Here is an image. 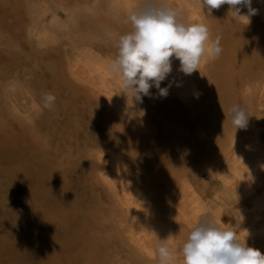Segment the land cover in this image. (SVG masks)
<instances>
[{"label": "rangeland", "instance_id": "1", "mask_svg": "<svg viewBox=\"0 0 264 264\" xmlns=\"http://www.w3.org/2000/svg\"><path fill=\"white\" fill-rule=\"evenodd\" d=\"M143 2L0 0V239L14 236L21 242L17 249L0 244V264H36L35 258L48 250L43 245L62 246L68 242L67 245L74 246L73 236H77L82 226L93 225L94 221L106 232L99 234L101 239L98 237L99 244L104 239L107 243V248L101 249V257L106 253L103 258L107 260L109 255L107 261L99 264H159L156 248L162 242L179 257L191 229L209 217L220 227L231 226L245 237L249 233L248 246L264 254V50L257 52L260 55L242 51L246 42L235 33L242 29V24H238L242 19L234 18L228 5L218 9L219 21L206 20L207 27L211 24L210 39L220 37L221 54L216 58L204 56L199 71L186 75L191 84L182 93L173 94L170 90L180 80L176 75L183 73L175 58L171 73L160 84L161 88H168V94L161 96L153 86L150 94L142 96L140 101L122 87L118 73L106 74V80L98 78L95 81L98 83L91 80L93 85L89 86V78L85 80L89 77L87 73L78 74L82 71L72 66L74 60H70L84 53L88 60L102 61L110 67L118 56L119 37L132 31L128 14L139 10ZM181 2L157 0L158 4H167L176 11L178 21L186 24L181 19L185 15ZM190 9L203 18L210 14L202 3L193 4ZM243 10L242 7V14H246L247 8ZM226 17L231 19L228 21ZM257 17V14L251 16L254 23H250L259 24ZM220 22L231 27L224 24L223 28ZM257 23L253 25L254 31L259 30L257 34L264 40V24L261 27ZM33 29L36 39L32 38ZM245 30L251 34L248 28ZM46 36L56 41L43 40ZM70 52L78 57L69 55ZM232 55L236 57L233 59ZM232 59L238 62L233 64ZM66 63L71 65L67 73ZM72 69L82 83L116 99L125 111L135 115L125 122L86 90L72 94L64 83H68L69 74L73 76ZM256 76L261 84H257ZM252 82L257 86L254 94L258 111L254 116L248 113L246 128L236 129L230 110L235 106L245 108L244 100L248 99ZM47 95L55 97L50 107H45ZM19 100L25 104L23 108L18 107ZM139 124L141 127L133 129L135 132L126 131ZM236 152L247 156L242 163ZM227 153L226 159L223 155ZM220 158L223 162H218ZM213 163L222 167L214 168ZM239 170H244V174ZM126 209L133 210V219ZM126 216L132 220L125 221ZM71 239L75 242L68 241ZM74 248L79 252L78 246L69 253L62 250V264H77L73 254L78 252ZM175 264H182V258Z\"/></svg>", "mask_w": 264, "mask_h": 264}, {"label": "clouds", "instance_id": "2", "mask_svg": "<svg viewBox=\"0 0 264 264\" xmlns=\"http://www.w3.org/2000/svg\"><path fill=\"white\" fill-rule=\"evenodd\" d=\"M225 4L234 18L248 22L258 11L252 7V0H202L209 13ZM242 7L248 9L246 14H242ZM127 21L132 31L119 37L118 56L110 70L120 75L123 87L137 101L148 96L153 86L161 96L168 94V88L160 84L172 71L173 58L179 60L180 70L190 75L199 71L204 56L216 58L222 52L220 37L210 39L205 24L179 22L176 11L157 0H144L139 10L128 14ZM45 99V107H50L55 97L47 95ZM230 111L236 129L246 128L247 110L235 106ZM248 235L238 234L231 226L220 227L210 217L202 219L191 229L179 257L166 242L160 243L156 248L158 261L175 264L182 258V264H264V254L248 246Z\"/></svg>", "mask_w": 264, "mask_h": 264}, {"label": "bare ground", "instance_id": "3", "mask_svg": "<svg viewBox=\"0 0 264 264\" xmlns=\"http://www.w3.org/2000/svg\"><path fill=\"white\" fill-rule=\"evenodd\" d=\"M196 3H198V4H200V3H202V0H182V2H181V6H182V11H183V13L185 14L181 19H185L186 20V24H193V23H203V24H205L206 25V23H207V21L206 20H208L210 23L211 22H214L215 20L216 21H219L220 20V16H221V14H220V12L218 11V9H215V10H213L209 15H204L205 16V18H203V15H200L199 13H197V12H194L193 13V10H192V13H191V9H190V7L193 5V4H196ZM222 7V6H221ZM252 7L253 8H255V9H257L258 11H257V20H258V22H259V24L257 23V22H255V24L257 23L259 26L263 23L264 24V0H252ZM193 8H194V6H193ZM66 9V8H65ZM195 9H196V7H195ZM205 9V8H204ZM68 10V9H67ZM244 10H245V8H244ZM243 10V11H244ZM221 12L223 11V10H220ZM247 11H248V9H247ZM219 12V13H218ZM225 13H226V11H225ZM224 15H226V14H224ZM223 17V16H222ZM73 18V17H72ZM227 18V17H226ZM229 18V17H228ZM228 18H227V20H228ZM74 19H75V17H74ZM74 19H72L73 21H74ZM219 19V20H218ZM231 19V18H230ZM229 19V20H230ZM72 20H70V21H72ZM76 20V19H75ZM228 20V21H229ZM205 21V22H204ZM224 21H226V19L224 20ZM241 21V20H240ZM255 21V20H254ZM189 22V23H188ZM227 22V21H226ZM232 23H233V20L231 21ZM243 22V23H242ZM242 22L240 23H238L239 25H241L242 24V29H239L237 26V30H240L239 31V33L238 32H235V33H237L236 35H238V34H240V35H242L241 37H243V40H244V42H246V43H244V46H242L241 47V49H242V51H245V53L246 52H250V54L251 53H254V54H258V53H260L259 52V50H264V40H263V37H261L260 36V34L258 35L257 33L259 32V30H258V32L256 31H254L255 29L253 28V25H255V24H251L250 22H252L251 20H250V22H248L246 19L243 21L242 20ZM72 23V22H71ZM74 23H76V22H74ZM182 23H184V22H182ZM215 23V22H214ZM221 23V22H220ZM219 23V24H220ZM235 23V22H234ZM233 23V24H234ZM252 23H254V22H252ZM222 24V23H221ZM224 24H227V23H223L222 25H223V28L224 27H226V26H228L229 24H227L226 26H224ZM69 25V24H68ZM73 25V24H72ZM209 25H211V24H209ZM208 25V29H209V26ZM37 26V25H36ZM217 26V25H216ZM219 26V25H218ZM217 26V27H218ZM230 26V25H229ZM244 26L246 27V28H248L249 29V31H251V34L250 33H248V31L247 30H245L246 28H244ZM74 27V26H73ZM231 27V26H230ZM229 27V28H230ZM234 27V26H233ZM240 27V26H239ZM261 27H262V25H261ZM264 27V26H263ZM220 28V27H219ZM244 28V29H243ZM58 29V28H57ZM226 30H228L227 28H225ZM258 29H259V27H258ZM262 28H260V30H261ZM212 30V29H211ZM210 30V31H211ZM220 30H221V28H220ZM219 30V31H220ZM223 30V29H222ZM237 30H235V31H237ZM263 31H264V29H262ZM261 30V31H262ZM68 31V30H67ZM216 31V30H215ZM263 31H262V33H263ZM36 32V30L35 29H33L32 30V38H35L36 39V37H35V35L37 34V33H35ZM48 32V31H47ZM46 32V33H47ZM59 32V31H58ZM226 32H228V31H226ZM230 33V32H229ZM244 33H246V34H244ZM38 34H42V33H38ZM104 34V33H103ZM53 35V34H52ZM225 35V34H224ZM223 35V36H224ZM226 35H227V33H226ZM235 35V34H234ZM235 35V36H236ZM239 35V36H240ZM249 35H251L248 39H246L245 38V36H249ZM263 35V34H262ZM43 36V35H42ZM49 36H51V35H49ZM49 36H46V38L45 39H43V40H48L47 39V37H49ZM7 37V36H6ZM38 37V36H37ZM229 36L227 35V38H228ZM237 37V36H236ZM235 37V38H236ZM241 37H239V39H241ZM39 38H41V37H39ZM39 38H37V39H39ZM43 38V37H42ZM41 38V39H42ZM49 38H51V37H49ZM53 38V37H52ZM212 38V37H211ZM225 38V37H224ZM238 38V37H237ZM245 38V39H244ZM213 39V38H212ZM52 40H54V39H52ZM52 40H48V41H52ZM227 40V39H226ZM238 40V39H237ZM242 40V41H243ZM39 41V40H38ZM41 41V40H40ZM56 40H54L53 42H55ZM232 41H233V39H232ZM234 41H236V40H234ZM239 41V40H238ZM44 42V41H43ZM222 42V41H221ZM223 42H224V40H223ZM226 42H228V41H226ZM230 42H231V40H230ZM237 42V41H236ZM240 42V41H239ZM36 43H37V41H36ZM40 43V42H39ZM42 43V42H41ZM225 43V42H224ZM241 43H243V42H241ZM232 45V44H231ZM236 45V44H235ZM235 45H233V46H231L232 48L234 47L235 48ZM228 47H230V46H228ZM238 48V47H237ZM236 48V49H237ZM240 48V47H239ZM253 49H255L256 51H252ZM62 50H64L63 48H62ZM224 50V49H223ZM229 50V49H228ZM234 50V49H233ZM236 51V50H235ZM239 51V50H238ZM2 52V51H1ZM4 52V51H3ZM228 52V51H227ZM227 52H225V53H227ZM229 52H231V51H229ZM258 52V53H257ZM235 53H237V52H235ZM240 52H238V54H239ZM244 53V54H245ZM249 54V55H250ZM254 54H252V55H254ZM69 55H71V56H77V55H74V53L72 54V52H70V54ZM68 55V56H69ZM81 55V57H79V58H72L71 56H70V58H72L70 61H72V60H74V61H72L73 62V64H72V66H74V68H76L78 71L79 70H81L82 72H77L78 74H82V73H87L86 75H88L89 77H87V78H85V80H87L88 78V80H87V82L89 83V86L90 85H93V83H98V82H95V81H97V79L99 78V79H102L103 81L104 80H106L105 79V76H108V75H110V74H112V72L113 71H111L109 68V66L106 64V63H104V62H98V63H95V62H93V61H91V59L90 60H88V56L86 55V54H84V53H78V56H80ZM234 55V54H233ZM233 55H232V57H233ZM246 55V54H245ZM245 55H243L242 56V54H241V56L242 57H246ZM258 55H260V54H258ZM77 56V57H78ZM227 56V55H226ZM262 56V55H261ZM231 57V56H230ZM236 57V56H235ZM235 57H233V59L235 58ZM238 57H240V55L238 56ZM254 57V56H253ZM252 57V58H253ZM256 57V56H255ZM221 58V57H220ZM219 58V59H220ZM257 58V57H256ZM259 58V57H258ZM226 59V58H225ZM231 60V63H232V61H233V64L234 63H236V62H238L237 60H236V62H234V60ZM92 60H94L93 58H92ZM246 60H248V59H246ZM67 61V60H66ZM69 61V60H68ZM70 61H69V63H70ZM89 61V62H88ZM240 61V60H239ZM251 61V60H250ZM256 61V60H255ZM263 61V60H262ZM221 62H222V60H221ZM229 62V61H228ZM243 62V61H242ZM246 62V61H245ZM253 62V61H252ZM260 62V61H259ZM94 63V64H93ZM241 63V62H240ZM247 63V62H246ZM217 64V63H216ZM221 64V63H220ZM219 64V65H220ZM228 64V63H227ZM250 64V63H249ZM259 64V63H258ZM65 65H67V63L65 64ZM222 65V64H221ZM229 65V64H228ZM241 65V64H240ZM68 67L66 68V70H65V73H67L68 71H70V69H69V67L71 68V65L69 66V65H67ZM230 66H231V64H230ZM243 66V65H242ZM244 66H245V64H244ZM251 67V66H250ZM249 67V68H250ZM73 68V69H74ZM221 68V67H220ZM239 68V67H238ZM244 68V67H243ZM245 68H246V66H245ZM73 69H72V73H73V76H71V74H69V77H68V83H66V82H64V81H60V82H64L65 84H66V88L68 89V90H70L71 91V93L72 94H77L78 92H79V90L80 89H84V90H86L88 93H90V94H92V95H94L100 102H101V104L105 107V108H110V109H112L114 112H113V114L114 115H116V116H118V117H122L124 120H125V122H126V120L127 119H129V118H131L132 116H134L135 114H133L132 112H128V111H125L124 110V108H122L121 106H122V104H120V102L119 101H117L116 99H113L112 97L111 98H109L108 96H106V95H104L103 94V92L102 91H100V92H102V94L100 93V92H98V90L96 91V89L95 90H93L91 87H89V86H87L84 82L82 83L81 82V78H78V75H76V73H74L76 70H74L73 71ZM227 69V68H226ZM251 69V68H250ZM257 69V68H256ZM239 70V69H238ZM241 70V69H240ZM252 70V69H251ZM229 71V70H228ZM253 71V70H252ZM251 71V72H252ZM231 72V71H230ZM250 72V71H249ZM171 73V72H170ZM253 73V72H252ZM106 74H108V75H106ZM246 74V73H245ZM185 74L184 73H179V74H177L176 75V79H180L179 81H175L174 82V85L172 86V87H170V90H171V88H172V90H171V92L174 94V93H176V91H178L179 93H182L183 92V89H185L186 88V86H188V84L190 85L191 84V81H190V79L189 78H187V77H189V76H184ZM235 75V74H234ZM247 75V74H246ZM249 75H251V74H249ZM253 75H255V74H253ZM261 75V74H260ZM263 75H264V73H263ZM194 76V75H193ZM242 77H243V75H241ZM80 77V76H79ZM192 77V75L190 76V78ZM249 77V76H248ZM64 78V77H63ZM116 79L118 78V76L117 77H115ZM182 78V79H181ZM183 78H187L186 79V81L184 80L183 81ZM244 78V77H243ZM245 78H247V76L245 77ZM251 78H253V77H251ZM258 77L256 76V82H257V84H261V83H259L258 81L259 80H261V79H257ZM174 79V78H173ZM91 80H92V82L93 83H91ZM171 80V79H170ZM188 80V81H187ZM212 80V79H211ZM262 80L264 81V79H263V77H262ZM72 81V83H70ZM116 81H118V80H116ZM190 81V82H189ZM223 81V80H222ZM252 81H254V79L252 80ZM108 82V81H107ZM171 82V81H170ZM213 82V81H212ZM64 83L62 84V88L64 87L63 85H64ZM109 83V82H108ZM218 83V82H217ZM263 84H264V82H262ZM104 84V83H103ZM113 84V83H112ZM211 84V83H210ZM121 85V84H120ZM222 85V84H221ZM252 85V86H251ZM251 85H249V87H250V92L248 91V99H245L244 100V105H245V108L244 109H246L247 110V114L248 113H257V111H258V107L256 106V99H255V97L257 96H255V88L257 87V86H255V82H252L251 83ZM254 85V86H253ZM60 86H61V84H60ZM95 86V85H94ZM212 86H214V85H212ZM262 86V85H261ZM113 87V86H112ZM123 87V86H122ZM228 87V86H227ZM251 87H252V89H251ZM263 87H264V85H263ZM99 88V87H98ZM124 88V87H123ZM122 88V89H123ZM179 88V89H178ZM215 88V87H214ZM259 88V87H258ZM64 89H65V87H64ZM212 89V88H211ZM257 89V88H256ZM104 90V89H103ZM106 90V89H105ZM216 90V89H215ZM263 90H264V88H263ZM219 91V90H218ZM258 91V90H257ZM256 91V92H257ZM214 92V91H213ZM262 92V91H261ZM120 93V92H119ZM123 93V92H122ZM216 93V92H215ZM262 94H264L263 92H262ZM211 95V94H210ZM261 96V95H260ZM264 97V96H263ZM89 99V98H88ZM264 99V98H263ZM17 105H18V107H24V103H23V101L21 100H19V103H17ZM21 108V109H22ZM260 109V108H259ZM249 115V114H248ZM252 116V115H251ZM253 116H254V114H253ZM122 118H120V119H117L116 120V123H118V122H120L121 121V119ZM3 123V122H2ZM24 123V122H23ZM251 123V122H250ZM144 125V124H143ZM34 126V125H33ZM117 127H119L118 125H116ZM139 127H141V125L139 124V125H134L133 127H132V129H127L126 131H133V129H135L136 130V128L138 129ZM234 129V128H233ZM35 130V129H34ZM86 130V129H85ZM109 131V130H108ZM16 132V131H15ZM133 132H135V131H133ZM132 132V133H133ZM5 134V133H4ZM9 135V134H8ZM69 135V134H68ZM133 135V134H132ZM12 137V136H11ZM132 137H134V136H132ZM238 137V136H237ZM131 138V137H130ZM129 138V139H130ZM32 139H33V137H32ZM140 139V138H139ZM130 141V140H129ZM9 142H10V140H9ZM34 143V142H33ZM139 143H140V141H139ZM132 144V143H131ZM14 145V144H13ZM138 145V144H137ZM136 145V146H137ZM4 146V145H3ZM10 146V145H9ZM227 146V145H226ZM240 146V145H239ZM4 147H6V146H4ZM133 147V146H132ZM138 147V146H137ZM143 147V146H142ZM244 147V146H243ZM253 147V146H252ZM255 148V147H254ZM9 149V148H8ZM210 149V148H209ZM235 149H237L236 147H235ZM26 150V149H25ZM200 150V149H199ZM204 150V149H203ZM230 150V149H229ZM239 150V149H238ZM242 150V149H241ZM19 151V150H18ZM51 151V150H50ZM79 151V150H78ZM134 151V150H133ZM141 151V150H140ZM209 151V150H208ZM221 151V150H220ZM255 151V150H254ZM14 152V151H13ZM219 152V151H218ZM228 152V151H227ZM238 152V151H237ZM236 152V153H237ZM257 152V151H256ZM255 152V153H256ZM78 153V152H77ZM231 153H233L232 151H231ZM241 153V152H240ZM239 153V154H240ZM245 153V152H244ZM251 153V152H250ZM87 154V153H86ZM210 154V153H209ZM238 153H237V155H239ZM257 155H261L259 152L258 153H256ZM48 155V154H47ZM226 155H228V153L227 154H225V155H223V157H225ZM231 155V154H230ZM241 155V154H240ZM239 155V156H240ZM251 156H253L252 155V153L250 154ZM248 157L249 159H250V162H251V158L252 157ZM19 157V156H18ZM207 157V156H206ZM238 157V156H237ZM237 157H235V159L237 158ZM247 157V156H246ZM246 157L244 156H240V160H238V161H240L241 163H242V161L244 160V159H246ZM77 158V157H76ZM214 158V157H213ZM226 158V157H225ZM255 158V157H254ZM44 159H45V155H44ZM204 159V158H203ZM227 159V158H226ZM264 159V158H263ZM211 160H212V158H211ZM255 160V159H254ZM79 161V160H78ZM210 160H208L207 162H209ZM213 161V160H212ZM220 161H222V159L220 158V160L218 161V162H220ZM236 161H237V159H236ZM248 161V160H247ZM257 161V160H256ZM45 162V161H44ZM88 162V161H87ZM218 162H214V163H218ZM223 162V161H222ZM221 162V164H223ZM227 162V161H226ZM233 162V161H232ZM239 162V163H240ZM20 163V162H19ZM27 163V162H26ZM49 163V162H48ZM213 163V164H214ZM254 163V162H253ZM253 163H250V166H251V164L253 165ZM216 164H214L212 167H214V168H217V169H220L222 166H216ZM231 164V163H230ZM235 164H236V162H235ZM244 164H245V162H244ZM244 164H242L241 165V168H242V166L244 165ZM256 164V163H255ZM3 165V164H2ZM173 165V164H172ZM233 165H234V163H233ZM240 165V164H239ZM21 166V165H20ZM81 166V165H80ZM235 166V165H234ZM233 166V167H234ZM249 166V165H248ZM168 167V166H167ZM172 167V166H171ZM245 168L247 167V166H244ZM252 167V166H251ZM12 168V167H11ZM176 168V167H175ZM214 168H212L213 170H214ZM239 168V167H238ZM166 169V168H165ZM235 169V168H234ZM243 169V168H242ZM253 169V168H252ZM259 169V168H258ZM75 170V169H74ZM95 170V169H94ZM170 170V169H169ZM173 170V169H172ZM237 170V169H236ZM6 171V170H5ZM38 171V170H37ZM114 171H115V169H114ZM240 171V170H239ZM242 171V170H241ZM240 171V172H241ZM244 171V170H243ZM243 171H242V174H244L243 173ZM18 172V171H17ZM20 172H21V170H20ZM61 172V171H60ZM29 173V172H28ZM34 173V172H33ZM54 173V172H53ZM239 173V172H238ZM252 173V172H251ZM50 174V173H49ZM56 174V173H55ZM96 174V173H95ZM242 174H240V175H242ZM249 174V173H248ZM31 175V174H30ZM39 175V174H38ZM172 175V174H171ZM61 176V175H60ZM165 176V175H164ZM96 177V176H95ZM161 177V176H160ZM176 177V176H175ZM246 177V176H245ZM254 177V176H253ZM27 178V177H26ZM57 178V177H56ZM171 178V177H170ZM244 178V177H243ZM255 178V177H254ZM259 178V177H258ZM45 179H46V177H45ZM44 179V180H45ZM53 179V178H52ZM86 179V178H85ZM99 179L101 180V178H100V176H99ZM168 179V178H167ZM240 179V178H239ZM59 180V179H58ZM240 180H242V179H240ZM263 180V179H262ZM69 181V180H68ZM76 181V180H75ZM247 181V180H246ZM255 181V180H254ZM261 181V180H260ZM42 182V181H41ZM57 182V181H56ZM60 182V181H59ZM58 182V183H59ZM85 182V181H84ZM102 182V181H101ZM255 182H257V181H255ZM254 182V183H255ZM35 183V182H34ZM43 183H44V181H43ZM43 183H42V185H43ZM263 183V182H262ZM95 184V183H94ZM93 184V185H94ZM99 184H100V181H99ZM169 184V183H168ZM242 184H244V183H242ZM251 184H253V182L251 183ZM250 184V185H251ZM33 185V184H32ZM68 185V184H67ZM254 185V184H253ZM252 185V186H253ZM256 185V184H255ZM254 185V186H255ZM263 185V184H262ZM9 186V185H8ZM12 186V185H11ZM113 186V185H112ZM167 186H169V185H167ZM257 186V185H256ZM40 187H42V186H40ZM59 187H60V185H59ZM43 188V187H42ZM62 188V187H61ZM92 188V187H91ZM110 188H112L111 187V185H110ZM51 189V188H50ZM257 189H258V187H257ZM39 190H41V189H39ZM64 191V190H63ZM69 191V190H68ZM116 191V190H115ZM56 192V191H55ZM83 192V191H82ZM112 193V192H111ZM113 193H114V191H113ZM120 193V192H119ZM150 193V192H149ZM49 194V193H48ZM65 194V193H64ZM32 195V194H31ZM46 195V194H45ZM111 195V194H110ZM120 195V194H119ZM260 195V194H259ZM123 196V195H122ZM18 197V196H17ZM117 197V196H116ZM120 197V196H119ZM138 198V197H137ZM15 199V198H14ZM17 199V198H16ZM47 199V198H46ZM115 199V198H114ZM140 199V198H139ZM38 200V199H37ZM48 200V199H47ZM36 201V200H35ZM44 201V200H43ZM117 201H119V200H117ZM141 201V200H140ZM7 202V201H6ZM5 202V203H6ZM43 203V202H42ZM107 203V202H106ZM141 203V202H140ZM25 204V203H24ZM49 204V203H48ZM78 204V203H77ZM114 204H115V202H114ZM118 205V204H117ZM123 205V204H122ZM146 205V204H145ZM116 206V205H115ZM138 206L139 207H141L142 205H139V203H138ZM96 207V206H95ZM100 207V206H99ZM104 207V206H103ZM49 208V207H48ZM93 208V207H92ZM112 208V207H111ZM146 208H148V207H146ZM146 208H144V209H146ZM96 209V208H95ZM114 209V208H113ZM116 209V208H115ZM139 209H143V208H139ZM78 210V209H77ZM85 210V209H84ZM23 211V210H22ZM29 211V210H28ZM92 211V210H91ZM99 211V210H98ZM113 211H115V210H113ZM103 212V211H102ZM118 212H121V211H118ZM129 212V213H128ZM25 213V212H24ZM53 213V212H52ZM60 213V212H59ZM87 213V212H86ZM96 213V212H95ZM109 213V212H108ZM112 213V212H111ZM114 213V212H113ZM117 213V212H116ZM125 215H126V213H128L129 214V217L130 216H133V217H131L132 219L134 218V214H132L133 213V210L132 209H126V213L125 212H123ZM10 214H11V212H10ZM97 214V213H96ZM117 214H119V213H117ZM41 215V214H40ZM44 215V214H43ZM54 215H56V214H54ZM85 215V214H84ZM101 215V214H100ZM116 215V214H115ZM11 216V215H10ZM28 216V215H27ZM32 216V215H31ZM118 216V215H117ZM120 216V215H119ZM1 217V216H0ZM35 217V216H34ZM37 217V216H36ZM52 217V216H51ZM94 217V216H93ZM96 217V216H95ZM98 217V216H97ZM96 217V218H97ZM108 217V216H107ZM167 217V216H166ZM4 218V217H3ZM95 218V219H96ZM104 218V217H103ZM111 218V217H110ZM120 218H121V216H120ZM127 218V219H126ZM126 220L125 221H129V219L130 218H128V216H126ZM64 219V218H63ZM81 219V218H80ZM91 218H89V220H90ZM115 219V218H114ZM114 219H112V220H114ZM132 219H130V220H132ZM9 220V219H8ZM53 220V219H52ZM59 220V219H58ZM62 220V219H61ZM83 220V219H82ZM92 221H94L93 219H91ZM98 220V219H97ZM106 220V219H105ZM119 220V219H118ZM136 220H138V219H136ZM136 220H135V222L133 223V224H136ZM43 221V220H42ZM88 220H86V222H87ZM91 221V222H92ZM120 221H121V219H120ZM124 221V220H123ZM127 221V222H128ZM62 222V221H61ZM95 223H96V221H94ZM155 222V221H154ZM57 223H58V221H57ZM94 223V224H95ZM107 223V222H106ZM115 223V222H114ZM130 223H132V222H130ZM84 224H85V222H84ZM90 223H88V226H86V225H84V226H82L79 230H78V234H77V236H73V238L76 240V242L74 243L72 240H74V239H71V240H68V241H72L73 243H74V246H70V245H67L68 244V242H67V244H62V246H61V244H59V246L56 244V243H53V244H51V245H49V246H46V245H43L42 247L43 248H45V249H47L48 248V250L44 253V254H41V255H39L37 258H35V261H36V264H62V262H61V252H62V250L64 249V250H66L68 253H69V250L72 248V247H76V246H78L80 249H79V252L74 248V251H77L78 253H76V255H75V252H74V260H76V262H77V264H80V263H82V264H99V261H100V263H101V261L102 262H104V260H105V258H103L105 255H106V253H105V255L103 256V257H101L102 255H101V252L103 253V248H105V245H107V243H105V239H104V237H103V239H104V242H103V240H102V243L101 244H99L100 242H101V240L99 241L98 240V237L101 239V236H102V234L103 235H105L104 233H106V232H102V228L100 227V226H96V224H95V226H94V224L93 225H89ZM138 224V223H137ZM37 225V224H36ZM82 225V224H81ZM104 225V224H103ZM126 225V224H125ZM140 225H141V223H140ZM57 226V225H56ZM59 226V225H58ZM68 226V225H67ZM76 226V225H75ZM78 226V225H77ZM102 226V225H101ZM110 226H111V223H110ZM114 227V226H113ZM54 228V227H53ZM69 228V227H68ZM125 228V227H124ZM137 228V227H136ZM36 229V228H35ZM40 229H42V228H39V230ZM44 229V228H43ZM108 229V228H107ZM138 229V228H137ZM143 229V228H142ZM44 230H46V228L44 229ZM57 230H59V229H57ZM63 230V229H62ZM104 230H105V228H104ZM121 230H122V228H121ZM12 231H14V230H12ZM28 231V230H27ZM51 231V230H50ZM49 231V232H50ZM75 231H77V230H75ZM30 232V231H29ZM32 232V231H31ZM54 232V231H53ZM55 233V232H54ZM100 233H102L101 234V236L99 235ZM41 234H42V232H41ZM139 234V233H138ZM53 235V234H52ZM60 235H62V234H60ZM71 235V234H70ZM74 235V234H73ZM76 235V234H75ZM107 235V237H108V234H106ZM133 236V235H132ZM20 237V236H19ZM48 237V236H47ZM53 237V236H52ZM65 237V236H64ZM106 237V236H105ZM106 237V238H107ZM113 237V236H112ZM24 238V237H23ZM31 238H32V236H31ZM51 238V237H50ZM71 238V237H70ZM35 239V238H34ZM39 239V238H38ZM47 239V238H46ZM52 239V238H51ZM61 239V238H60ZM69 239V238H68ZM130 239V238H129ZM133 239V238H132ZM23 240V239H22ZM64 240V239H63ZM62 240V241H63ZM67 240V239H66ZM108 240V239H107ZM135 241H136V239H134ZM47 241H49L48 239H47ZM51 241V240H50ZM53 241V240H52ZM56 241V240H55ZM40 242H42V241H40ZM133 242V241H132ZM23 243V242H22ZM25 243V242H24ZM42 243H44V242H42ZM49 243V242H48ZM66 243V242H65ZM111 243V242H110ZM109 243V244H110ZM113 243V242H112ZM0 244L1 245H3L4 247H6V248H14V249H17L18 248V246L19 245H21V242H19V240H18V238H14V236H13V238H10L9 237V239L8 238H1L0 239ZM26 244V243H25ZM24 244V245H25ZM30 244H32V243H30ZM71 244V243H70ZM0 245V246H1ZM56 245V246H55ZM25 248V247H24ZM28 248V247H27ZM107 248V247H106ZM105 248V249H106ZM102 249V250H101ZM109 249H110V247H109ZM42 250V249H41ZM40 250V251H41ZM108 250V249H107ZM27 251H29V249L27 250ZM31 251V250H30ZM64 252V253H67V252ZM71 251H73V250H71ZM109 251V250H108ZM108 251H106V252H108ZM100 252V253H99ZM41 253H43V252H41ZM63 253V254H64ZM70 253H72V252H70ZM109 253V252H108ZM32 254H33V252H32ZM71 255V254H70ZM115 255V254H114ZM5 256V255H4ZM3 256V257H4ZM32 256V255H31ZM65 256H66V254H65ZM69 256V255H68ZM107 256V255H106ZM105 256V257H106ZM73 257V256H72ZM108 257H109V255H108ZM108 257H107V260H108ZM13 258V257H12ZM77 258V259H76ZM62 259H63V257H62ZM117 259V258H116ZM65 260V259H64ZM107 260H105V261H107ZM28 261V260H27ZM73 260H71V262H72ZM65 262V261H64ZM67 262V261H66ZM111 262V261H110ZM21 263V262H20ZM24 263H26V262H24ZM23 263V264H24ZM75 263V262H74ZM18 264V263H17ZM72 264V263H71ZM102 264H104V263H102ZM105 264H106V262H105Z\"/></svg>", "mask_w": 264, "mask_h": 264}]
</instances>
